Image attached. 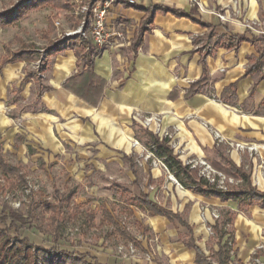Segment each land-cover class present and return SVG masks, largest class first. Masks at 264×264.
<instances>
[{
	"label": "crops",
	"instance_id": "1",
	"mask_svg": "<svg viewBox=\"0 0 264 264\" xmlns=\"http://www.w3.org/2000/svg\"><path fill=\"white\" fill-rule=\"evenodd\" d=\"M199 2L200 6L190 0H136L133 5L117 2L112 6L106 26L123 35L121 46L97 48L88 40L94 51L92 73L104 81L96 105L64 88L68 78L86 69L83 61L78 60L74 46L53 44L50 46L53 50L62 49L52 54H46L49 47L35 49L40 54L38 60L43 58L39 67H36L38 60L0 63V153L3 158L7 153L17 155L16 164L5 160L22 169L23 163H31L37 155L41 157V165L46 163V157L56 154L68 155L74 161L76 155L83 153L80 146H94L93 159L72 163L71 169L79 176L75 180H83L92 169L103 172L96 166L86 172L85 165L95 164L101 157L115 160L117 154L118 162L126 166L128 177L135 182L138 167L129 152L128 141L135 135L148 149V137L138 119L159 115L162 130L174 132L173 138H167V145L182 165L196 169L202 177L203 167L197 163L192 167L190 158L206 160L208 164H205L215 172H218L215 166L228 168L231 164L249 176L251 187L264 193V0ZM217 14L224 16V20ZM76 24L74 18L71 27ZM138 40L140 44L135 47ZM202 77L205 81L194 87ZM66 141L75 146L69 154ZM234 144H254L257 149L256 152L239 151L232 147ZM3 182L2 177L0 184ZM119 182L116 179L111 185L121 193L127 207L145 215L148 228L159 234L165 253L174 250L166 246L171 234L168 225L185 230L183 238L177 239L180 243L179 255H174L177 264H184L187 254L190 264H195L194 251L184 244L186 229L177 222L150 216L128 204V196L146 195L158 207L179 215L191 228L190 237L204 256L195 240L200 203L221 210L216 224L231 233L236 260L246 261L259 245H264V209L257 205L240 209L236 202L204 197L178 183L179 189L192 193L193 204L186 219L146 192L131 195L129 190L121 189ZM234 182L232 186L241 184L240 180ZM170 187L176 194L178 189ZM95 213L91 229H103L107 224L113 228L108 222L100 228L101 214ZM230 214L233 215L231 224L227 223ZM226 238L228 235L223 241ZM40 246L49 248L52 244ZM72 249L89 254L101 264H160L153 263V259L120 260L107 250L86 243ZM211 250L213 259L206 257L216 264L215 238ZM257 254L264 262V251ZM230 260L234 259L230 256Z\"/></svg>",
	"mask_w": 264,
	"mask_h": 264
},
{
	"label": "rangeland",
	"instance_id": "2",
	"mask_svg": "<svg viewBox=\"0 0 264 264\" xmlns=\"http://www.w3.org/2000/svg\"><path fill=\"white\" fill-rule=\"evenodd\" d=\"M30 2L31 0H0V15L19 5L27 7ZM190 2L197 3L200 6L199 0H190ZM74 4L75 1L71 0V8L68 11L55 10L51 7L30 8L25 15L16 18L11 24L0 25V63L5 58L7 49L13 52L21 44L31 45L42 50L53 45L61 32L72 28ZM56 21L60 22L59 27L54 26ZM9 98L8 96L6 101ZM7 113L10 114L9 112ZM138 120L142 128L149 129L143 125L142 119ZM167 132L170 135V139L173 138V130H167ZM130 137L128 144L131 151L127 148L126 150L130 152L138 167V175L135 182H133L132 177H128L126 166L120 165L121 162H118L120 157L117 154L114 155L115 160L111 158L103 160V157H101L97 163L85 165L87 167L85 169L86 172H89L94 166L101 167L103 172L92 169L88 173L89 175L84 176L83 180H75L74 178L79 176H76L77 172L71 169L72 163L74 161L87 162L94 158V154L92 155L94 146H80V151L83 153L76 155L74 161L68 155L56 154L46 157V163L42 165L39 155L31 163H23L22 169L26 175L27 188L19 187L10 190L7 186L0 187V209L2 204L6 203L12 209L25 212L32 197L31 192L35 193L37 198L43 197L49 202H52L53 197L56 195L67 198L68 204L62 215V227L65 238L62 247L67 250H73L72 248L77 247L78 244L76 243L80 239L78 235L80 215L82 217L86 216L90 211L98 213L102 205L107 206L119 229L126 231L139 245L123 239L119 232L113 229L114 227L112 228L107 224L103 229H90L87 236L82 238L78 247L81 243L101 247L113 256L123 260L132 258L128 249L130 245L135 249V259L145 260V255L149 253L153 263L177 264L174 256L179 255L178 246L180 247V243L177 239L183 238L185 230L179 226L168 225L167 228L171 230V234L168 235V245L166 246L172 247L174 250L168 252L169 254L165 253L159 234L153 233L148 228V221L145 215L135 208L127 207L123 197H121V193L111 184L114 180L119 179V184L122 185L121 189L129 190L131 195L137 196L139 192H146L154 200L166 204L168 208L179 211L186 219L190 217V208L193 204V202H190L192 193L179 189L180 185L173 174L167 170L163 161H161V164L158 163L160 159L153 156L135 135ZM118 140L116 139V141ZM66 142L67 145H64L67 148L66 153L69 154L73 150L74 143ZM119 148L125 150L122 146ZM5 159L12 164L18 162L17 155L10 153L5 154ZM200 162L203 161L190 158V164L195 165L196 163L200 164ZM204 163L208 164L206 160ZM1 180L2 177L0 175V182ZM172 185L178 189L176 194L175 191L170 189ZM198 211V222L196 225L198 227L195 240L205 255L212 260L211 247L213 246V239L216 237L213 226L220 220L221 210L216 206L200 203ZM202 211L204 212L203 215ZM262 234L264 235V231ZM21 235L27 237L35 245L44 244L49 247V238L38 233L33 225L22 229ZM228 245L229 250L234 253V244L228 243ZM187 255L184 256V264H190V257ZM232 258L238 263L245 262L236 260L234 254ZM258 258L262 261L259 256Z\"/></svg>",
	"mask_w": 264,
	"mask_h": 264
},
{
	"label": "trees",
	"instance_id": "3",
	"mask_svg": "<svg viewBox=\"0 0 264 264\" xmlns=\"http://www.w3.org/2000/svg\"><path fill=\"white\" fill-rule=\"evenodd\" d=\"M128 5V4H127ZM35 7H51L55 10L68 11L71 8V0H31L30 4L17 6L0 15V25L11 24L16 18L26 14L27 10ZM76 37L67 39L69 46L76 47V56L78 60H82L84 67L83 72L77 73L68 78L64 84V88L85 102L96 105L101 96L104 81L97 78L92 73L91 56L94 53L87 39L79 44ZM140 40L136 41L135 47H138ZM62 45V44H61ZM35 47L31 45L21 44L20 47L13 52L9 49L6 56L1 61V65H5L12 61L33 62L40 57L39 52L35 51ZM49 47L46 54H52L59 51ZM86 51V52H85ZM205 81L202 77L194 87L200 86ZM148 137L146 147L155 157L163 159V163L167 170L171 172L176 181L186 189L204 196L218 199L220 202L232 201L238 204L240 209H246L252 205H257L264 209V193L258 192L249 184V176L231 164L228 168L215 166L217 171L226 178L232 180H240L239 186L227 185L226 190H221L215 184H210L205 178L200 177L196 169L189 168L188 165H182L180 161L173 155L171 148L167 145V138L159 140L158 136L145 129ZM0 175L3 177V188L7 186L10 190L15 188H27L26 175L22 172L19 165L9 164L0 153ZM5 184V185H4ZM126 191L122 190V193ZM32 197L28 203L25 212L12 209L6 203H3L0 209V264H101L91 258L87 253H78L74 250L63 248L64 234L62 227V215L68 204V199L63 196L56 195L53 201L49 202L43 197L37 198L35 193L31 192ZM126 201L128 204L134 205L150 216H163L169 222H177L184 227L188 233L184 240L185 246L195 253V264H212L206 256L194 245L191 235V228L177 214H173L163 208L158 207L154 202L149 200L146 195L139 197L128 196ZM95 212L90 211L86 216L80 215V223L78 235L80 239L78 244L85 238L91 228L94 227ZM101 220L99 227L103 228L105 224L110 223L121 237L125 240L132 241L135 245L139 243L132 238L126 231L119 229L115 220L110 215L105 206L101 207ZM233 215L227 216V223L231 224ZM33 225L35 230L45 237L49 238L51 247L36 246L31 243L27 237L21 235V230L26 226ZM216 233L215 243L218 246V252L215 253L216 264L230 263V250L228 243L232 244V236L229 231H224L219 224L214 226ZM228 235L225 241L224 237Z\"/></svg>",
	"mask_w": 264,
	"mask_h": 264
},
{
	"label": "built area",
	"instance_id": "4",
	"mask_svg": "<svg viewBox=\"0 0 264 264\" xmlns=\"http://www.w3.org/2000/svg\"><path fill=\"white\" fill-rule=\"evenodd\" d=\"M75 4L73 7V17L77 20L76 26L68 28L61 32L57 36V40L54 41V44L60 43L64 46H68L67 39L71 37H76L80 42L85 39L89 40L97 48H118L121 46L124 37L121 33L117 32L113 28H108L106 26L107 15L117 2H123L125 4L133 5L136 3V0H74ZM221 20H224V16L217 14ZM55 27L60 26V22H54ZM45 56V55H43ZM43 58L36 62V67L42 65ZM143 125L153 134L157 136H162L163 138H170V135L167 131L162 130L161 128V117L159 115H148L142 118ZM151 128V129H150ZM216 139H219V136L216 132L213 133ZM232 147L236 150L242 151L246 150L248 152L256 151V145H243V144H234ZM154 156V154L150 151ZM160 159V158H158ZM163 159L158 160V163L161 164ZM196 165V164H195ZM193 165L192 167H194ZM200 165L203 167L200 171V175L204 177L210 184H215L217 188L221 190H226L227 185L234 184V180L226 178L219 172L212 170L204 162H200ZM203 215V213H202ZM129 253L132 258L135 257V249L132 246H128ZM264 250V245H259L255 252L252 253L251 257L243 263H238L233 260L229 264H264L260 261L257 256V251ZM230 256H233V252H229ZM145 260H150V254L145 255Z\"/></svg>",
	"mask_w": 264,
	"mask_h": 264
}]
</instances>
